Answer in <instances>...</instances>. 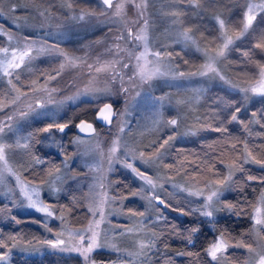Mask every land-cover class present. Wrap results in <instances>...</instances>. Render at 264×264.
Instances as JSON below:
<instances>
[{"label":"snow or ice","instance_id":"snow-or-ice-1","mask_svg":"<svg viewBox=\"0 0 264 264\" xmlns=\"http://www.w3.org/2000/svg\"><path fill=\"white\" fill-rule=\"evenodd\" d=\"M3 4L4 0H0V15L4 12ZM17 7L35 8L38 15L45 21L56 16L52 11L55 5L51 3L46 8L37 0H31L30 3L23 5L11 4L12 11H15ZM59 7L67 10L68 15L65 19L77 23L83 22L85 25L91 24L93 19L98 20L99 17L107 18L110 26L104 36L84 46L93 51L97 48L102 49L95 52L94 58L87 52L84 57L70 53L57 42L49 43L43 38L32 39L17 35L0 25V36L6 37V43L0 45V77L6 79L8 85L6 90L0 91V113L11 109V114L0 120V186L6 189L4 194L8 195L14 192L8 178L15 180L20 196L27 201L26 204L20 203V207H27L47 217H53L54 206L40 199L41 186L47 185L53 193H56L62 190L57 187V182L63 185L69 180H77L81 175H87L70 168L71 156L56 136L57 133L67 134L66 130L72 126L70 121L59 122L55 119L54 113L51 115L42 113L45 116L50 115L51 119V122L43 127L36 128L27 135H22L20 129L16 127L21 120L27 119L37 109L56 103L51 99L56 89L49 90L47 83L56 80L65 70L81 66L88 69L83 87L77 88L74 95L68 96L66 98L68 101H75L80 97L98 99L102 96H112L115 94L114 86L117 84H119L117 90L119 93H128L131 89H136L134 99L141 96L145 85L150 90L154 81L164 80L170 83L194 78L218 80L235 92L241 93L244 102L251 101L253 98L264 100V0H227V3L223 0H97L96 6L88 5L79 7L78 10H76L75 0H61ZM41 8L43 10H40ZM150 8L153 9L152 12L149 11ZM210 9L213 30L207 27L202 28L198 23H190L192 20L203 21L204 13L209 12ZM130 11L131 15H129ZM153 17H158L167 23L162 33L165 42L158 41L152 35ZM101 22L104 23V21ZM40 27H44V24ZM57 27L59 28L60 25ZM47 35L62 37L64 33H47ZM246 39L249 41L247 48L236 47L238 41ZM175 46H181V50H169L174 49ZM188 48H194L204 57L203 63L195 70H192L191 66L188 70H181V61L184 65H190L189 60L185 59V50ZM233 51L240 54V61L229 60V53ZM42 55L58 57V67L47 74L44 85L37 87V81L32 80L25 90L21 75L24 72H32V62ZM223 62H227L229 66L235 63L241 69L236 73V80L239 82H233L232 78L222 72L220 65ZM126 83L130 87H125ZM40 91L46 92L49 99L35 98L32 103H24L32 99L30 93L35 94ZM191 91L192 95L178 98L175 101L176 106L192 108L193 104H201L205 101L207 107L203 114L194 117V124L186 135L195 136L199 132L220 133V140L225 145L223 151L213 157L223 165V171L217 168L215 163L205 160L206 170L211 172L212 176L203 175L204 169L198 167L196 174L190 177L191 186L173 183V187L178 191L186 192L188 196L201 198L200 206L181 207L178 200L177 206H174L157 192V189H164V185L159 184L135 164V161L145 165L163 163V157L170 147V142L176 138L175 135H170L159 143L151 140L142 147L133 140L135 146L129 147L127 142L121 143V135L124 134L126 126V122L122 121L117 125V135L112 140L107 153L99 150V140H97L95 149L98 151L100 160L95 164L84 165L89 172L99 173L95 183L89 185L88 192L82 196V199L87 200L86 206L92 219L82 229L67 230V233L61 230L55 234V239L38 241L41 247H47L54 252L75 254L81 264H153L154 255L160 253L158 244L163 241L165 235H176L186 240L188 244H192L193 238L200 232L198 225L186 229V235L179 231L177 225H168L167 218L162 212L164 208L186 217L198 214L210 222L217 234L202 250L203 256L207 258V264H237L236 253L230 252V249L244 250L246 258L243 264H264V176L253 175L245 168V165L251 163L264 169V158H261V154L264 153V144L250 143L249 139L228 135V126L232 124H239L249 137L253 135L250 125L256 124L264 129V122H262L264 110L252 111L250 118L245 120L241 118V113L246 110L245 103L230 98V94L207 96L210 89L206 87H195ZM168 99V94L155 96L150 91L144 97L145 102L155 109L157 117H160V109ZM123 115L124 113H117L113 104L108 102L98 107L97 119L106 125H112L114 118ZM161 123L176 128L179 120L177 117L163 121L154 118L152 128L146 131L154 130L155 126ZM75 127L80 133H86L90 137L99 135L92 123L81 120ZM9 133L15 138L9 137ZM140 135L143 136L144 132ZM255 135L264 140V133ZM38 136H43L49 146L56 149L55 155L63 157L61 164L42 159L33 153L34 144L42 143L37 139ZM71 143L79 146L84 143V140L76 136ZM209 147L211 148L212 145ZM121 148L124 149L123 159L117 155ZM148 149L150 151H147ZM77 154L79 153H73V155ZM24 155L30 159L24 161ZM46 162L51 164V167L46 172L47 179L41 177L39 184L23 175L24 172H30L34 164ZM105 162L107 167L104 166ZM116 164L131 172L134 178L143 182V186L136 190H129L127 193L110 195L109 188L123 183L122 180H108V173L119 170L114 169ZM163 166L175 175H181V173L188 175L183 161L179 164H163ZM169 179L174 180V177ZM254 183L261 187L259 194L253 200L243 193L246 186L251 187ZM144 186H147V192ZM97 187L100 189L99 192L95 191ZM124 187L129 186L124 184ZM231 191L241 193L240 199L236 202L224 198L225 193ZM252 191L256 192L257 189L253 187ZM130 197L146 200L152 207L157 204L162 206L155 209L156 221H164L166 231L158 233L155 228H149L148 224L151 221L147 218L146 212L137 211L134 208H128L119 213L129 218H137L132 227L121 228L120 225H114L111 229L112 236H109L107 230H102L101 224L107 219L105 208L117 202L123 206V202ZM72 200L79 203L75 196ZM13 204L16 205L17 201L14 200ZM64 208L67 206H61L62 211ZM68 210L71 211V209ZM6 211H8L6 205L0 209V212ZM218 213H226L237 219H247L250 222V228L241 232L238 237L228 228H217ZM56 218L64 221L66 228L65 217L60 215ZM11 219L16 224L23 222L15 216ZM32 222L42 223L41 221ZM43 227L49 232L52 231L47 224H43ZM141 232L145 233V238L132 240L131 248H122L115 242L116 237L127 236L131 239L133 235L139 236ZM65 234L67 239L64 238ZM7 239L12 241L11 245L4 239H0V249H7L0 252V264H8L12 248L19 244L17 235H10ZM169 247L168 244H164L165 249ZM176 255L193 257L197 262L201 259V252L180 251L176 252ZM155 264L159 262L156 261ZM164 264H172L171 257H167Z\"/></svg>","mask_w":264,"mask_h":264},{"label":"rangeland","instance_id":"rangeland-1","mask_svg":"<svg viewBox=\"0 0 264 264\" xmlns=\"http://www.w3.org/2000/svg\"><path fill=\"white\" fill-rule=\"evenodd\" d=\"M95 1L97 2V0ZM30 2L31 0H4V4H3L4 12L2 15H0V25H2L4 29L12 31L20 36H28L32 39L43 38L44 40H48L49 43L57 42L61 45L62 48L77 56L84 57L85 53L87 52L89 53L90 56L94 58L95 52L102 51V49L100 48H97L93 51L84 46L89 44L91 41L104 36V34L107 32V28L110 26V23L107 22L106 17H99L98 20L93 19L91 24L89 25H85L83 22L77 23L73 20L65 19V17L68 15V12L67 10L61 9L59 7L61 0H37V2L42 3L45 8L48 7L50 3L55 5V7L52 8V11L56 14V16H54L52 19L48 21H45L43 17L39 16L37 10L32 7L29 8L17 7L15 11L11 10V4L23 5ZM96 2L92 1L88 3L87 0H75V5L77 6L76 10H78L79 7H85L88 5L96 6L97 4ZM40 10H43V8H41ZM149 11L152 12L153 9L150 8ZM129 15H131V11L129 12ZM208 15L211 18V10H209ZM153 20H154L152 26L153 37L160 42H165L162 33L164 31V28L167 26L166 21L161 20L158 17H153ZM101 21H104V23H102ZM41 24H44V27H40ZM57 25H60V27L58 28ZM47 33H53V34L64 33V35L62 37L59 35L49 36L47 35ZM89 34H96V35L88 38L87 36ZM4 43H6V37L0 36V45ZM175 47H178L181 50V46H175ZM189 49L190 51L192 50L201 58L194 65L193 70H195L197 67H199L200 64L203 63L204 57L201 53L195 51L194 48H188L185 51ZM229 60L233 61V59L230 57V53H229ZM58 64H59V58L55 56L42 55L36 60H34L31 65L33 71L24 72L21 75V80L23 81L25 90H27V87L30 85L32 80L37 81V85H36L37 87L44 85L47 74L53 72V70L58 67ZM220 67L224 74H226L227 76L230 75L226 70L227 68L230 67L229 65H227V62H223L220 65ZM87 72L88 69L86 67L81 66L76 69L65 70L63 74L60 77H58L56 80L49 81L47 83L48 89L49 90L53 88L56 89V91L53 92L51 96V99L56 103H50L46 108L37 109V111L30 114L27 119L21 120L16 125V127L20 129V133L22 135H27L28 132L34 131V128L32 126L33 122L44 118L47 120H51L50 115L53 113L55 114V119H58L60 116H62V114H67L70 108H73V110L76 113L78 110L80 111V109L75 107L77 106L79 107V105L82 103H86L85 109L88 108V106L90 105L91 108L98 109L99 106H101L106 102H120V106H118L117 113H124V115L114 118V122L112 125L102 126L97 131V133H99L97 137L77 135L84 140V143L80 144L79 146L73 143L69 144L71 145V150H69L68 152L69 155L71 156V160L69 161L70 168L75 169V171L77 172L87 173V175L86 176L81 175L80 177H78L77 180H69L63 185L57 182V187L62 188V190L56 193H53L47 187V185L41 186L40 199L43 200L45 203L54 206L55 214L53 217H47L44 214L38 213L35 210L29 209L27 207H20L19 206L20 203L26 204L27 201L23 200V198L20 196L19 189L15 185V180L9 177L8 178L9 184L14 189V192L5 195L4 192L6 191V189H4L3 186H0V199H2L4 202V204L0 206V209L4 208L5 205L7 206L8 209V211L6 212H0V227L3 224L14 222L11 219L12 216H15L17 219H19V216L22 214L31 215L33 217L31 221H41L42 223L39 224L34 223V224H37L36 226H38L40 230H43L46 234L48 233V235L43 236L44 239L40 241L46 239H55V234L59 233L61 230H65V233H67V230H76L86 227L88 221L92 219V216L88 212L86 206L87 200L82 199V196L84 193L88 192V186L95 183V178L99 176V173L95 171L89 172L88 168L85 167L84 165L95 164L98 160H100L98 151L95 149L97 140H99V150L103 151L106 154L109 147L111 146L112 140L117 135V125L122 121L126 122V126H125L124 134L121 135V143L123 144L127 142L129 147L135 146L133 144V140H135V142L137 144H140L142 147L144 144L149 143L151 140H157L160 137V135L164 133H168L167 136L175 135L176 138L170 142V147H168V150L163 157V162H164V160L169 155L171 148L175 146V141L178 140V136H180L181 134H185L186 129L184 130L183 127L184 126L185 128L189 127L187 131H189V129L192 128L194 123V117L197 115L198 108L201 105V104H193L192 108L186 107L187 110L183 111L181 110L182 106L179 107L176 106L175 101L178 98H184L186 96L192 95L191 90L195 87L208 88L209 85L212 84L224 85L218 80L213 81V80H209L208 78L178 80V81H172L170 83L165 82L164 80H157L153 82L152 88L150 90L148 86L145 85L141 92V96L135 97L133 99V97L135 96L136 89H131L128 93H119L117 91L119 89V84H117L114 86L115 94L112 96H102L99 97L98 99H94L92 97H80L75 101H68L66 99L68 96L74 95L77 91V88L83 87V83L86 82V79L84 77ZM225 86L228 87L227 85ZM7 87L8 85L6 79L0 77V91L6 90ZM125 87H130V85L126 83ZM227 89H229L232 92H235L230 88ZM149 91L151 92L152 95L155 96L168 94L169 99L165 101L163 107L160 109V117L156 116L155 109H153L144 100L145 95H147ZM30 96L32 97V99L26 100L24 103H32L35 98H43L44 100L49 99L47 93L44 91H40L35 94L30 93ZM60 101H65V102L63 104H60L59 103ZM247 106L248 105H246V107ZM125 109H127V112H125ZM42 113H49L50 115L45 116L42 115ZM9 114H11V109H6L5 112L0 113V120L4 119L6 115ZM172 117H177L179 120V125L176 128H172L171 126H165L163 125V123H161L155 126L154 130L146 131V129L152 128V120L154 118H159L161 119V121H163ZM70 122L72 126L69 129L74 128L75 125L79 122V120L78 121L72 120ZM141 132H144L143 136L140 135ZM56 136L58 139L62 141V143L63 140L66 138V135H62L59 133H57ZM9 137H11L12 139L15 138L11 133H9ZM40 140L42 141L41 144L46 150L56 152V149L50 147L48 142L44 139L43 136H40ZM123 151L124 149L121 148L120 152L117 154L120 157V159L124 158ZM73 153H79V154L73 155ZM23 159L24 161H28L30 158L24 155ZM62 159L63 157L60 156L58 164L62 163ZM135 164L141 170L151 175L155 180H157L159 184L164 185V189H157V192L163 198L168 199L169 202H171L174 206H177L176 205L177 200L180 203H183L184 205L185 204L190 206L194 205L196 207H199L200 204L202 203L201 198L188 196L186 192H180L173 187V183L185 185V186H191V182L186 178H182L180 175H174V176L168 175V173H166L164 169L161 168L164 163H159L158 165H145L142 164L140 161H135ZM34 165L30 170V172H24L23 175L28 179H32L37 184H39L42 175L41 173L40 174H37L38 172L36 173V166L39 164H34ZM104 166L107 167L106 162ZM245 167L251 169V171L255 169H259V171H261L260 176H264V169H262L259 165L250 163L245 165ZM114 169H119V170L118 171L114 170L113 172L108 173V180L109 181L122 180L123 183L119 185H113L112 188H109L108 191L110 195L119 194L120 192H123V189L124 190L126 189L124 187V184L128 185L129 181H132L136 189L143 186L142 181L134 178L131 172L124 169L121 165L119 164L114 165ZM42 172H46V171H42ZM209 173L210 172H208V174ZM169 177H174V180L169 179ZM44 179H47V176H45ZM144 187H145V191L147 192L148 191L147 186ZM114 190L116 191L114 192ZM95 191L99 192L100 189L97 187ZM169 194H171V196H169ZM252 194L253 196L255 195L256 197L259 194V190L257 189V191ZM73 196L76 197L79 203H76L72 200ZM255 197L253 198L255 199ZM57 198L58 200H61L63 198L64 201L61 204H55V202L51 200V199L55 200ZM197 199L198 201H196ZM14 200L17 201L16 205L13 204ZM195 202L197 205L194 204ZM124 203L125 201L123 202V206H121L119 202L112 203L110 204V206L105 208L107 219L101 224V229L107 230L109 236L113 235L111 229L114 225H120L121 228L132 227L134 221H136L137 219V218H129L126 215L119 214L121 211H126L124 208ZM137 203L138 202L136 200L130 202V204H137ZM142 205L144 208H141V206L138 205L139 209L136 210L138 211L141 210L143 212H146L147 218L150 219L151 221V223L148 224V227L153 228L154 222H156L155 214H157L155 209L162 208V206L158 204L155 205V207L149 206L146 200H142ZM61 206H67V208H64L62 211ZM145 208L146 211H144ZM68 209H71V211H69ZM166 210L167 209L162 208V212ZM76 211H78L79 213L83 211L84 217L80 222H74L73 224V222H70V215H72ZM108 213H112V214H108ZM221 214L224 213H218L217 217H219V215ZM60 215H63L65 217V220L67 222L66 228H65V222L56 218ZM96 218L98 219L99 217L97 216ZM43 224H47V226L51 228L52 231L51 232L47 231L46 228L43 227ZM247 229H245L244 231H246ZM239 234L236 236L238 237ZM64 238L67 239V234H65ZM142 238H145V233L143 232H141L139 236L133 235L131 239H129L127 236L116 237L115 242L118 243L119 246L122 248H131L132 240L142 239ZM36 249L39 250L37 251ZM2 251H7V249H0V252ZM230 252H235L236 256H238L237 258H235L237 264H243V261L246 258L243 249H230ZM15 254H26L28 256L39 255V256L47 257L50 260V264H81V261L75 256V254L54 252L53 250L47 247H41V245L38 242L31 243V245H29V243L19 242L17 247L12 248L8 263L11 261L12 257ZM167 257H171L172 263L178 259V258L174 259L175 256L173 255H166L160 257L162 258L160 262L164 264V261ZM201 264H207V263L205 262V260L201 259Z\"/></svg>","mask_w":264,"mask_h":264},{"label":"trees","instance_id":"trees-1","mask_svg":"<svg viewBox=\"0 0 264 264\" xmlns=\"http://www.w3.org/2000/svg\"><path fill=\"white\" fill-rule=\"evenodd\" d=\"M96 2L95 0H87V2ZM224 3H227V0H223ZM97 3V2H96ZM211 10V9H210ZM205 19L203 21L198 20H192L190 23H198L201 25V27H207L210 30L214 29V24L211 20V18L207 13H204ZM215 31H213V35H215ZM96 34H89L87 37H93ZM249 46V41L243 40L238 41V44L236 47H240L242 49L247 48ZM170 50H178L180 49L178 47H174V49ZM184 54V53H182ZM230 57L233 59V62L240 61L241 57L240 54L237 52H230ZM185 59H188L190 62V65H184L181 63V70H188L191 66V69L193 70L194 65L201 59L196 53H194L192 50L186 51ZM228 71L229 76L233 79L234 82H239L236 80V73L240 71L241 69L236 66V64L231 65L229 68L226 69ZM225 85L221 84H212L209 85L208 89L210 91L206 94L207 96L215 97L217 95L219 96H226L230 94V98L245 103L242 98V94L238 92H232L229 89H227ZM116 107L120 106V102H114ZM248 105L246 107V110L241 113V118L248 120L250 118V113L252 111L256 110H264V100H261L260 98H253L251 101H248L245 103ZM86 103H82L79 105V107H75L80 109L76 113L73 110V108H70L67 114H62L58 119H56L59 122H65V121H80L81 119H86L89 121H94L98 125V130L102 127L98 121L96 120V108H91V105L88 106V108L85 109ZM207 107V103L205 101L201 102V105L198 108L197 115L203 114L205 109ZM181 110H187L186 107L182 106ZM75 113V114H73ZM193 114V112H192ZM51 122V120L47 119H41L37 120L32 123V126L34 130L39 127H43L45 124ZM264 122V121H262ZM194 124V123H193ZM229 137H239L240 139H249L250 143H256V144H264V140H261L259 137H257L256 133H264V129H261L259 125L252 124L250 125L251 131H252V137L248 136V133L239 125V124H232L229 125ZM189 127L183 129L185 131V134H181L178 136V140L175 141V146H173L169 152V155L164 160V164H179L180 161L184 162V169L187 171L188 175H185L184 173H181L182 178L188 179L190 182V177L196 174V170L199 167L200 169H204L203 175L205 176H212V173L210 172L208 174L207 165L204 163L205 160H208L209 163H215L217 168H220L223 171V165L219 164L218 161L214 160L213 157H216L219 155L220 152L223 151L225 145L220 140L221 134L215 133V132H199L197 135H186L188 132L187 129ZM75 128H71L67 130L66 138L63 140V144L66 146L67 151L71 150V141L73 138L77 135H79ZM181 132V131H180ZM168 133H164L160 135V137L156 140L157 143L161 142L163 139L167 138ZM37 139L40 140V136L37 137ZM69 145V146H68ZM209 145H212L210 148ZM148 149L147 151H149ZM33 153L36 154V156L42 157L45 160H50L58 164L60 156L55 155L53 151L46 150L41 143L34 144L33 147ZM261 158H264V153L261 154ZM35 166V165H34ZM51 167V164L44 163L39 164L36 166V173L40 174L41 177L45 178L47 170ZM164 169L168 175L174 176L175 173L171 172L170 170L161 167ZM246 169L250 170L249 168L245 167ZM46 171L42 172L41 171ZM261 171L259 169H255L251 171L253 175L260 176ZM165 174V173H164ZM208 174V175H207ZM165 178V177H162ZM128 188L125 190L123 189V193H127L129 190H135L136 187L132 183V181H129ZM202 186V185H201ZM237 187H240V185H237ZM260 189L261 185L259 184H253L251 187H245L244 188V195H247L250 199H254L255 195L253 196L252 188ZM241 193L239 191H231L227 192L225 197L227 200H231L232 202H236L238 199H240ZM55 202V204H61L64 200L63 198L61 200L51 199ZM136 200L139 206L141 208H144L142 205V200L138 197H130L129 199L125 200L124 208L127 210L128 208H135L139 209L137 204H130V202H133ZM198 201V199L196 200ZM57 202V203H56ZM4 204L3 200L0 199V206ZM196 204V202L194 203ZM197 205V204H196ZM181 207L185 208H194L196 206L192 205H184L183 203H180ZM138 211V210H137ZM141 211V210H140ZM146 211V208L144 209ZM83 211L79 213L76 211L72 215H70V222H80L84 215ZM157 214H155L156 218ZM163 216L167 218V224H175L178 226V229L181 233L186 235L185 230L190 228L193 225H198L200 227V232L196 234V236L193 238V243L188 244L186 240L181 239L180 237H177L176 235H165L162 242H159L158 246L160 249V253H157L154 255L153 263L155 264L156 261L159 262V264H162L160 261L162 258L161 256L166 255H173L175 256V260L172 264H201V259L205 260L207 263V258L203 256L202 250L206 247L208 241L214 237L217 233L212 229L210 222L203 217H200L198 214L192 217H186L181 216L178 212L171 211L170 209H167L163 212ZM19 219L23 221L20 224H16L15 222H10L7 224H3L0 227V239H4L9 245L12 243V241H9L7 238L10 235H17L19 242L24 243H35L38 242L43 238V236L48 235L43 230H40L37 224L32 223L33 217L31 215H20ZM217 220L219 223L217 224V228H228L234 235H238L240 232H243L245 229L250 228V222L247 219H237L234 216H229L228 214L224 213L219 215L217 217ZM157 230V232L166 231V224L164 221L154 222V226ZM167 231H170V229H167ZM168 244L170 247L168 249L164 248V244ZM180 251H193V252H201V259L197 262L195 258L188 257V256H177L176 252ZM238 256H235L237 258ZM8 264H50V260L47 257L39 256V255H32L28 256L26 254H15L11 261Z\"/></svg>","mask_w":264,"mask_h":264},{"label":"water","instance_id":"water-1","mask_svg":"<svg viewBox=\"0 0 264 264\" xmlns=\"http://www.w3.org/2000/svg\"><path fill=\"white\" fill-rule=\"evenodd\" d=\"M106 103H108V102H106ZM111 103L113 104L114 110L117 111V108L115 107V103H113V102H111ZM101 106H103V104H102ZM101 106H99V107H101ZM97 115H98V109L96 110V120L98 121V123H99L101 126H108V125L104 124L102 121L98 120V119H97ZM81 120L86 121V122H89V123H92L93 126H94V128H95L96 131H97L98 125L96 124V122L89 121V120H86V119H81ZM81 120H80V121H81ZM80 121H79V122H80ZM79 122H78V123H79ZM78 123H77V124H78ZM74 130H76V132H77L79 135L89 136V135L86 134V133H80L76 127H75Z\"/></svg>","mask_w":264,"mask_h":264},{"label":"flooded vegetation","instance_id":"flooded-vegetation-1","mask_svg":"<svg viewBox=\"0 0 264 264\" xmlns=\"http://www.w3.org/2000/svg\"><path fill=\"white\" fill-rule=\"evenodd\" d=\"M115 107H116V105H115ZM117 108V107H116ZM94 122V121H93ZM97 124V123H96ZM75 128V127H74Z\"/></svg>","mask_w":264,"mask_h":264}]
</instances>
